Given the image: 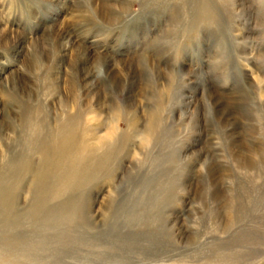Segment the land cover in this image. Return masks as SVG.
Returning <instances> with one entry per match:
<instances>
[{"label": "rangeland", "instance_id": "rangeland-1", "mask_svg": "<svg viewBox=\"0 0 264 264\" xmlns=\"http://www.w3.org/2000/svg\"><path fill=\"white\" fill-rule=\"evenodd\" d=\"M0 264H264V0H0Z\"/></svg>", "mask_w": 264, "mask_h": 264}]
</instances>
